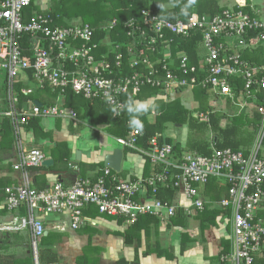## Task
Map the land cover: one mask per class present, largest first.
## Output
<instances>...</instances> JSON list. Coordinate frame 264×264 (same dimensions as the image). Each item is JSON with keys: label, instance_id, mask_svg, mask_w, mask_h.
Instances as JSON below:
<instances>
[{"label": "built area", "instance_id": "obj_1", "mask_svg": "<svg viewBox=\"0 0 264 264\" xmlns=\"http://www.w3.org/2000/svg\"><path fill=\"white\" fill-rule=\"evenodd\" d=\"M47 2L0 0V72L4 75L6 107L0 110V119H8L13 128L16 154L12 169L21 174L19 185L4 189V208L25 209L24 216L0 224V231L28 232L33 263L39 264L43 216H67L71 230L87 223L95 225L83 214L89 207L100 215L119 217L127 226L145 215L166 222L178 210L185 214L203 212L205 201L195 186L222 178L230 184L227 198L212 206L230 209L226 222L232 250L220 256V263L254 264L264 254V220L257 217L264 209V154L258 156L264 129L258 134L259 145L255 144L248 157L231 149L213 148L209 156L189 152L180 158L157 135L149 140L148 150L138 148L142 134L132 129L127 137L115 138L116 143L121 150L148 158L158 172L122 181L106 168L95 182L77 178L68 186L54 183L39 190L31 187L28 173L42 167L47 157L40 149L26 146L24 128L34 118L77 122V114L63 106L39 107L30 100L23 103L17 96V85L25 86L19 90L24 96L32 95L30 85H35L38 90L49 88L61 96L70 91L85 100H97L111 109L112 118L120 117L129 98L135 100L143 87L155 88L166 98L173 94L172 99L184 92L206 91L215 109L229 100L237 109L254 107L264 118V107L257 104V94L264 91V64L254 62V57L243 58L246 54L256 56V49L264 45V20L240 10L246 6L245 0L236 1V10H224L214 17L191 15L175 23L145 9L140 19L124 23L122 29L130 42L122 48L124 44L108 37L96 42L95 29L79 21L67 27L51 26L45 14ZM32 7L38 11L25 16V10ZM116 27L118 22L113 19L102 30L109 33ZM182 42L193 43V52L179 51ZM124 51L132 71L126 75ZM194 116L207 121V114L196 112ZM160 187L176 190L175 199L158 200L155 195ZM55 229L65 230L60 226Z\"/></svg>", "mask_w": 264, "mask_h": 264}, {"label": "trees", "instance_id": "obj_2", "mask_svg": "<svg viewBox=\"0 0 264 264\" xmlns=\"http://www.w3.org/2000/svg\"><path fill=\"white\" fill-rule=\"evenodd\" d=\"M236 1L237 0H49L47 5L49 6L50 4V6L45 14L51 19V26L53 27H67L72 22L79 21L95 29L94 40L96 42H100L108 37L114 43L124 44L122 45V48H124L130 41L125 37L124 30L122 29L123 25L130 19H140L142 10H151L159 18L175 23L177 20H185L191 15H207L214 17L224 10H236L238 8ZM245 4L246 6L241 7L240 10L252 17L260 19L253 11L251 0H245ZM35 11H38V7L29 8L25 10V16L33 15ZM182 11H185V13ZM113 19L117 20L118 27L109 33L108 31L102 30L103 26ZM194 48L195 45H193V43L182 42L179 51H185L190 54L193 52ZM102 50L105 51L106 47ZM123 53V73L126 75L132 73V71H130L127 66L128 56L125 51ZM254 54H256V56H249L246 54L243 55V58L249 59L250 57L253 59L254 57V62L261 65L264 64V45L258 47ZM237 86L240 87L239 84ZM22 87L25 86L22 84L17 85V96L19 100L23 103L28 100L34 103L35 95H22L19 92ZM26 87H28V85H26ZM4 88L3 79L0 81V110L3 111L6 109ZM233 91L236 92V90ZM54 94L61 96L58 92ZM157 94H159L157 89L143 87L134 101L141 103L146 102L149 99L155 98ZM193 95L195 98L194 110H190L183 106L179 98L170 99V97H167L165 101H155L151 103L150 106L146 107L137 117L139 120L138 125L130 124L131 117L126 108L123 110L120 117L112 118L111 109L97 100H85L82 96L74 95L70 91H67L62 97H64L63 107L74 110L77 114V118L89 119V122H91L93 126H104L105 131L114 138H125L130 134L132 129H139L142 135L138 137L137 147L143 150H148L149 140L157 135L162 144H169L172 146L176 158H180L184 153L189 152H197L199 155L209 156L213 148L217 150L231 149L235 152H242L245 157H248L257 143L258 134L264 122L263 116L260 115L254 107L237 109L231 105L229 100L225 101L224 107L215 109L211 106V101L209 100L210 95L206 91L195 90ZM257 104L264 107V91L257 94ZM196 112L207 114V121L196 119L194 116ZM40 122V118H34L24 128L26 132H33L36 141L50 138L51 136V134L43 132ZM169 125L175 129L184 128L185 133L183 132V136L186 138L185 141H177L172 137L166 136L165 133ZM15 143L16 141L10 121L6 118L0 119V153L2 151L10 154V152L15 150ZM64 145L65 144H57L56 147L49 152V155L54 160L53 165L49 167L50 170L59 169V167H57L59 163L65 164L69 161L71 151ZM263 154L264 136L261 140L258 156H262ZM124 155L126 154L124 153ZM1 160L2 158L0 157V161ZM144 161V178L149 177L148 175L151 171L152 173L150 175L160 170L158 167H153L148 158L144 157ZM83 166L86 169L88 168L89 171L99 169L100 172L96 177L91 179L93 182L103 176L104 166L102 163L97 165H80L81 168ZM112 173L115 176H120L118 178L119 180L125 181L122 179L124 176L122 172ZM40 178L42 179V177ZM36 180L38 181V178ZM5 185L6 184L3 185V192L5 188L9 187ZM195 187L205 201V209L203 212L192 211L189 214H185L183 210H178L177 214L166 222H161L157 217L149 215H145L147 220H144L152 223L155 228L162 225L167 227L170 224L185 227L193 218L199 221L200 231L203 232L215 225L218 216L230 217V209L222 210L212 206V203L227 198L230 188L229 183L222 178H218L210 179L206 185H197ZM157 191L155 197L161 202H170L175 199L177 194L176 190L163 187L158 188ZM18 210H20V215L18 216L25 215V209L23 207ZM83 214L90 215L91 218L93 217L92 220L103 218L105 220L115 221L119 223V226L124 223V220L119 217H108L98 214L93 207H89L87 213L83 211ZM140 217L144 216H139L137 222L129 227V233H127V230L122 233L126 245H128V234L132 231L138 232L136 225L140 221ZM257 217L264 220V209L258 212ZM87 225L90 224L87 223L85 226ZM91 232L97 233V230L93 229ZM182 235L181 250L185 249L187 244L192 242L188 233ZM54 236L57 235L48 233L46 236L42 237L39 245V264H61L59 255L53 247L56 241L54 240ZM27 238L29 256L21 261L15 260L14 258H9L8 260H12L16 262V264H19V262L21 264H34L30 249L29 234ZM222 245L223 247L219 257L222 254L228 255L232 250L230 240H223ZM100 252V248H94L88 244L84 249L83 255L76 260V264H99ZM164 255H169V253L167 254L164 252ZM1 258L5 260L3 257ZM216 261L220 262V258ZM120 264L126 263L121 260ZM254 264H264V254L262 257L257 258Z\"/></svg>", "mask_w": 264, "mask_h": 264}, {"label": "crops", "instance_id": "obj_3", "mask_svg": "<svg viewBox=\"0 0 264 264\" xmlns=\"http://www.w3.org/2000/svg\"><path fill=\"white\" fill-rule=\"evenodd\" d=\"M47 91L55 93L49 88H45L44 90H34L32 95H35V101L44 106L45 104L43 102L47 100L44 93ZM48 106H53V104H48ZM60 106H63V102ZM77 119V122L69 120L67 122H55L54 124L51 122H40L43 132L49 133L51 136L50 138L39 139L38 141H36L32 131L26 132L24 130L25 136L23 139L26 146L40 149L46 155L47 159H51L53 163L54 160L49 155V152L53 150L57 144H65L64 146L71 151L69 161L65 164L59 163L57 166L59 169L50 170L49 168L42 166L43 168L40 167L29 171V183L34 189L41 190L51 187V184L49 183L51 181L52 183H55V179L56 183L68 186L71 185L77 178L91 180L100 172L99 169L89 171V169H86L84 166L82 168L80 167L81 164H96L92 161V157L89 158V152L92 147L95 151L99 147L94 145L91 148H86L83 143L79 146L80 143H76V140L78 141L81 134L97 132L100 139L98 141L93 140L92 144H95V142L103 143L105 140L101 135H104L105 137L110 135L105 131L104 126H93L91 122H89V119H80L79 117ZM56 121H59V119ZM65 123L68 132L63 133L62 128ZM174 130L175 132H172V138L175 137V134H178L175 128ZM56 134H59L61 139H54L53 135L56 136ZM76 151L81 152V159L78 162L75 157ZM121 151L123 154V162L120 172H122L124 176H126V174H130L131 180H134L138 175L143 177L145 162L144 157L126 149ZM105 153L108 154L109 152ZM124 153L126 155H124ZM0 157L2 158L0 161V224L2 225L9 223L13 217L20 215V210L7 211L4 208L5 195L3 192V185L6 184V187L19 185L21 183V174L12 169V165L15 160V150L10 152V154L1 151ZM100 163L103 164L102 157L98 161V164ZM125 164L126 167L124 166ZM63 165H65L66 168H61ZM104 169L106 168L104 167ZM123 169L129 171V173L123 171ZM132 169H134L135 172L132 171ZM136 169H138V171H136ZM110 171L111 173L114 172L111 169ZM151 173H149L148 176H150ZM112 175L114 174L112 173ZM40 177H42V179ZM116 177L119 178L120 176ZM37 178L38 181L36 180ZM87 210L88 208L85 209L84 212L87 213ZM86 216L91 218L90 215L86 214ZM224 218L226 220L229 217L222 215L218 216L214 226H211L201 232L199 221L194 220L193 218L191 220H194V222H191L190 220L189 224L185 227L170 224L167 227L162 225L155 228L152 223L146 221L147 218L145 216L140 217V221L138 220L139 222L136 225L138 232L132 231L127 236L128 245L125 244V239L121 231H111V229L100 227L101 221L106 222L110 220L96 218L94 220L95 225H87L78 230H71L67 227V216H43L42 220L46 235L48 233L57 235L54 236V240L56 241L54 242L53 247L59 255L61 264H76V260L83 255L84 249L88 244L94 248L101 249L99 264H120L121 260L126 264H220V262H217L216 260L220 258L219 254L223 247L222 241L229 240V234L226 235L225 233V224L222 226L219 225L220 222H222L221 219ZM114 223L117 227H122V231L125 232L127 230V233H129V225L127 226L122 223V225L119 226L118 222L114 221ZM223 223H226V221ZM57 226L63 227L65 230L58 231L55 229ZM195 227L198 228V230H195ZM162 228H165V232H162ZM93 229L97 230V233H92L91 231ZM184 233H188L192 242L188 243L187 247L181 250V239L183 236L182 234ZM27 235L28 232L26 233V231L19 233L0 231V256L5 259L3 260L0 257V264H16V262L8 259L14 258L15 260L17 259L21 261L29 256ZM46 235L44 234V236ZM164 252L167 254L169 253V255H164ZM19 264L21 263L19 262Z\"/></svg>", "mask_w": 264, "mask_h": 264}, {"label": "rangeland", "instance_id": "obj_4", "mask_svg": "<svg viewBox=\"0 0 264 264\" xmlns=\"http://www.w3.org/2000/svg\"><path fill=\"white\" fill-rule=\"evenodd\" d=\"M49 6H50V4H49ZM251 6L253 8L254 13L257 15V17H259L261 20H264V0H251ZM3 79H4V75H3V73L0 72V81H2ZM30 87L32 89H34V90H37V87L35 85H30ZM44 94L47 97V100L43 102L45 105L53 104V106H60L62 104V102L64 101V97L59 96L58 94H54V93H52L50 91H47ZM172 95L173 94L169 95L170 99H171ZM173 98H179L180 102L186 108H188L190 110H194L195 109L194 95L192 93L184 92L181 95H178V94L175 95ZM152 99H154V100H152ZM152 99H149L146 102H142V104L144 105L145 108L150 106L151 103H154L155 101H165L166 100V95L157 94V96L155 98H152ZM56 120L57 119H41V122H51V123L54 124L55 122H67V121H69V120H64V119H59V121H56ZM64 125H63V128H62V132L66 133V132H68V129H67L66 123ZM263 129H264V122L262 123V127H261L260 132H262ZM176 131H177L178 134H175L174 138L177 139V141H185L186 138H185V136H183L184 128L176 129ZM80 132H81V130H80ZM172 132L173 133L175 132L174 127L169 125L168 129L166 131V136L170 137V135H171V137H172ZM22 135H23V137L25 136L24 133H22ZM53 136H54V139H57V140L61 139L60 138L61 136H59V134H56V136L55 135H53ZM101 136L105 140V142H103L105 145L103 143H96V142H95V144H92L93 140L98 141L100 139L99 138V134H97V132L88 133V134H81L79 136V138H78V141L76 140V143H80L79 146H81V143H83L84 147H86V148H91L94 145H97L96 147H99L96 151L92 147V149L89 152V158L92 157V161L94 163H96V164H98V161H99V159L101 157L104 160V157L107 155L105 152H107V153L109 152L108 154H111L112 153L111 150H113L115 148L121 149V147L116 143V139L115 138H112L110 136L105 137L104 135H101ZM258 139H259V136H258ZM257 145H259V142H258V144H256V146ZM44 149L46 150L45 147H44ZM129 157H133V156H129ZM101 162H102V160H101ZM124 166L126 167V164ZM61 168H66V167H65V165H63ZM123 171L129 173V171H127V170L123 169ZM132 171H134V169H132ZM136 171H138V169H136ZM136 177H141V175H138ZM122 179L125 180V181H131V176H130V174H126V176H123ZM55 183H56V179H55ZM49 184H51V186H52V184H54V183H52V181H51ZM192 221L194 222V220H191V222ZM221 221L222 222H220L219 225L222 226V225L225 224V229H226V230L224 229L225 233H226V235L230 234V232H229V228H230L229 222L227 221L226 223H223V222L226 221L225 218L221 219ZM106 222H102L101 221L100 222V227L111 229V231L112 230H114V231L119 230V231H121V233L124 232V231H122V227L121 228L117 227V225L114 223V221H106ZM228 226H229V228H228ZM195 230H198V228L195 227ZM162 232H165V228H162Z\"/></svg>", "mask_w": 264, "mask_h": 264}, {"label": "water", "instance_id": "obj_5", "mask_svg": "<svg viewBox=\"0 0 264 264\" xmlns=\"http://www.w3.org/2000/svg\"><path fill=\"white\" fill-rule=\"evenodd\" d=\"M34 105L41 107L42 105L35 101ZM81 152L80 151H76L75 152V157H76V161H80L81 159ZM123 162V154L122 151L120 149H114L112 151L111 154H107L104 157L103 160V164L105 168H109L111 170H113L116 173H119L121 171V165ZM53 165V161L51 159H46L43 163L42 166L45 168H49ZM46 235V233H44Z\"/></svg>", "mask_w": 264, "mask_h": 264}, {"label": "clouds", "instance_id": "obj_6", "mask_svg": "<svg viewBox=\"0 0 264 264\" xmlns=\"http://www.w3.org/2000/svg\"><path fill=\"white\" fill-rule=\"evenodd\" d=\"M125 108L131 117L130 124L138 125L139 120L137 117L145 110L144 105L141 102L134 101L129 98L125 104Z\"/></svg>", "mask_w": 264, "mask_h": 264}]
</instances>
